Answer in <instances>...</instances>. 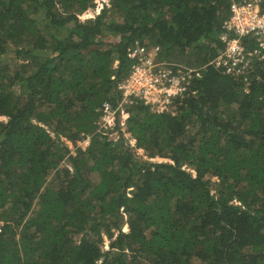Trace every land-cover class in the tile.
Returning <instances> with one entry per match:
<instances>
[{
    "label": "trees",
    "instance_id": "trees-1",
    "mask_svg": "<svg viewBox=\"0 0 264 264\" xmlns=\"http://www.w3.org/2000/svg\"><path fill=\"white\" fill-rule=\"evenodd\" d=\"M230 4L0 0V264H264V67L247 93L207 66L174 114L136 102L135 146L98 133L135 42L204 67Z\"/></svg>",
    "mask_w": 264,
    "mask_h": 264
},
{
    "label": "built area",
    "instance_id": "built-area-1",
    "mask_svg": "<svg viewBox=\"0 0 264 264\" xmlns=\"http://www.w3.org/2000/svg\"><path fill=\"white\" fill-rule=\"evenodd\" d=\"M219 38L222 53L200 68L164 59L158 45L135 42L128 52L130 73L117 86L121 100L117 107L109 102L102 105L98 133L117 141L122 132L135 146L136 141L127 132L130 108L140 102L153 113L174 114L186 98L197 94L195 83L207 66L244 80L248 93L253 75L264 67V0H231L230 15L223 22ZM114 121L121 132L112 131Z\"/></svg>",
    "mask_w": 264,
    "mask_h": 264
},
{
    "label": "rangeland",
    "instance_id": "rangeland-1",
    "mask_svg": "<svg viewBox=\"0 0 264 264\" xmlns=\"http://www.w3.org/2000/svg\"><path fill=\"white\" fill-rule=\"evenodd\" d=\"M106 1H107V3L109 2V0H106ZM101 10H102V4H99L96 7V9L87 11V13H85L81 18H82V20H87V19H90V18H94L95 16H98V14H100ZM88 140L83 141V142H79L78 145L79 146H84L85 142H87ZM88 142H90V140ZM71 147H72V145H71ZM143 154H144V152L142 150H137V155L139 157H142ZM103 247H104V250H107V247H108V242L107 241L105 242V245Z\"/></svg>",
    "mask_w": 264,
    "mask_h": 264
}]
</instances>
